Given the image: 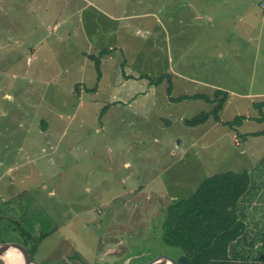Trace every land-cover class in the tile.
<instances>
[{"label": "rangeland", "instance_id": "1", "mask_svg": "<svg viewBox=\"0 0 264 264\" xmlns=\"http://www.w3.org/2000/svg\"><path fill=\"white\" fill-rule=\"evenodd\" d=\"M263 50L264 0H0V240L37 237V264L174 258L154 205L228 170L263 209ZM216 88L220 121L186 125L214 105L173 98Z\"/></svg>", "mask_w": 264, "mask_h": 264}, {"label": "trees", "instance_id": "2", "mask_svg": "<svg viewBox=\"0 0 264 264\" xmlns=\"http://www.w3.org/2000/svg\"><path fill=\"white\" fill-rule=\"evenodd\" d=\"M110 49H101L98 55H90L89 58L94 61L95 69L100 77L101 57L109 52ZM160 76L159 80H163ZM93 89V88H92ZM172 85L169 81L167 92L170 93ZM227 98V92L224 90H215L213 96L206 94H182L175 100L182 99H206L214 106L209 111H201L191 118L185 119L188 126H195L207 121L210 117L213 121L219 122V111ZM253 106L259 110L260 117L256 118L259 122H264V100L254 102ZM245 116L239 115L231 121L226 122L231 125L239 124ZM253 136H264V127L260 130L252 131ZM251 174L247 171L236 172L232 170L214 173L204 178L196 187L195 191L186 198L176 199L168 205L164 212L162 221V240L169 246L179 250L176 257L178 264H248L251 259L246 247H254L256 244L255 256L250 264H264V237L256 242L246 241L244 217L240 214V201L249 195L253 185ZM11 201H8V212L11 208ZM19 204L15 208H19ZM240 209V210H239ZM12 215L11 213H8ZM16 215H20L19 212ZM35 216L34 214H32ZM13 216V215H12ZM16 224L22 228V235L26 238H32L34 232L29 226L30 216L27 221L25 218L16 216ZM258 238V237H257ZM0 242H3L0 240ZM31 247L25 243L18 242L26 247L30 256L36 251L39 240L34 237L29 240ZM245 245V246H244ZM236 247V248H235ZM240 247V248H239ZM17 255V254H16ZM17 260L22 261L21 256L17 255ZM260 263H255V261ZM18 264V263H17ZM58 264H68L58 263Z\"/></svg>", "mask_w": 264, "mask_h": 264}, {"label": "crops", "instance_id": "3", "mask_svg": "<svg viewBox=\"0 0 264 264\" xmlns=\"http://www.w3.org/2000/svg\"><path fill=\"white\" fill-rule=\"evenodd\" d=\"M218 89H220V88H216V90H218ZM220 90H223V89H220ZM262 100H264V99H262ZM246 117L249 118V115L248 116L246 115ZM253 169H254V166H253ZM236 172H241V171L236 170ZM251 178H252V180L254 179L253 177H251ZM261 183L264 184V180H261ZM254 194L255 193L252 194L250 192L249 195H247V196L244 197V200L242 198L241 201H240V205H241V208L240 209L241 210L240 209L239 210H240V214L244 217V222H245V226H246V228H245V234H246V241H245V243H247V241L250 242L252 240H254L255 242H256V240H258V242H259L260 240H262L261 235H263V237H264V208L262 209V208H259V205L258 206H254L255 204L252 205V204L249 203L251 200H258V198L261 197L259 195L257 198L254 199V197H255ZM119 198H122V197H119ZM123 199L126 200V198H123ZM176 199H181V198H177L175 196L168 197L167 200H166V202H164L161 206L158 207V206H155L154 205L155 211H151V212L154 214V213H156V210L159 211L160 208H163V211L159 215V221H160V218L162 219L164 217V212H165L166 208L168 207V205L171 204ZM127 200H128V198H127ZM144 207L147 208V207H150V206H145L144 205ZM145 214L146 213L143 211V213L139 217H137V218H141V217L142 218H145L146 217V219H147L148 214L147 215H145ZM149 216H152V214L150 213ZM140 224L144 226V227H142V229H144V231H146V230L147 231H150V227H145L147 224H149V222L147 220L144 219V222H140ZM114 238H116V237H114ZM110 241H112L113 243H111ZM107 243L108 244H106L105 241H102L100 243L99 248L101 249L102 246H105V245L108 246L110 244L115 245L114 244V241L113 240H110V239H108V242ZM256 244H257V242L255 243L253 249H252L251 246L250 247L248 246L245 249L247 251V253H249V256L251 257V259L247 260L248 264H250L251 261H254L252 258H254V256H255ZM170 247H172V246H170ZM173 248H175V247H173ZM109 249H115V247L114 246H111V247L107 248L106 250H104V252L108 251ZM121 249L124 250L123 248H121ZM27 251H28V249H27ZM104 252H103V255H102L103 256L102 259H105V256H106V254H104ZM28 253H29V251H28ZM262 254L264 255V248H263ZM29 255H30V253H29ZM178 255H179V250L177 249V253H176V256L174 258L177 259L176 257ZM1 258H2V256H1ZM125 260H128V259H124V261ZM29 261H30L29 264H37L35 261L31 260V256H30V260ZM79 262H80V264H85V263H82V260H79ZM58 263H62V262L61 261H50L49 263H46V264H58ZM63 263H65V262H63ZM67 263L68 264H72V260H69ZM255 263H260V261L257 260V261H255ZM133 264H136V263H133Z\"/></svg>", "mask_w": 264, "mask_h": 264}, {"label": "water", "instance_id": "4", "mask_svg": "<svg viewBox=\"0 0 264 264\" xmlns=\"http://www.w3.org/2000/svg\"><path fill=\"white\" fill-rule=\"evenodd\" d=\"M18 251L22 255L23 264L30 263V255L27 249L19 243H10V242H0V257L2 254L7 252ZM114 264H132L129 262H120ZM145 264H178L177 261L169 255L160 254L154 257L153 259L149 260Z\"/></svg>", "mask_w": 264, "mask_h": 264}, {"label": "bare ground", "instance_id": "5", "mask_svg": "<svg viewBox=\"0 0 264 264\" xmlns=\"http://www.w3.org/2000/svg\"><path fill=\"white\" fill-rule=\"evenodd\" d=\"M2 258L6 264H17V257L14 251L2 254Z\"/></svg>", "mask_w": 264, "mask_h": 264}, {"label": "flooded vegetation", "instance_id": "6", "mask_svg": "<svg viewBox=\"0 0 264 264\" xmlns=\"http://www.w3.org/2000/svg\"><path fill=\"white\" fill-rule=\"evenodd\" d=\"M16 256H17V255H16ZM17 263H18V264H22L23 261L20 262V260L18 259V260H17Z\"/></svg>", "mask_w": 264, "mask_h": 264}]
</instances>
